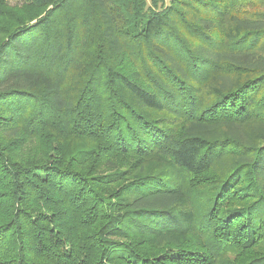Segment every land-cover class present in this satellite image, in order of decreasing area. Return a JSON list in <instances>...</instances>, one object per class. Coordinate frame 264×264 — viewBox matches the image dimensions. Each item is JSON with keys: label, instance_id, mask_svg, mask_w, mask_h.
<instances>
[{"label": "trees", "instance_id": "obj_1", "mask_svg": "<svg viewBox=\"0 0 264 264\" xmlns=\"http://www.w3.org/2000/svg\"><path fill=\"white\" fill-rule=\"evenodd\" d=\"M11 1L0 264H264V0Z\"/></svg>", "mask_w": 264, "mask_h": 264}, {"label": "rangeland", "instance_id": "obj_2", "mask_svg": "<svg viewBox=\"0 0 264 264\" xmlns=\"http://www.w3.org/2000/svg\"><path fill=\"white\" fill-rule=\"evenodd\" d=\"M11 2L17 3L16 0H12ZM245 6H247V5H245ZM248 7H249V9H252V10L258 9V8H256L257 6H248ZM225 256H227V255H225ZM237 257H238L237 254L231 253L230 255L227 256L226 260L229 261L227 263L228 264H237V261H236ZM244 260H245V257L242 256L241 258L238 259V263L243 262Z\"/></svg>", "mask_w": 264, "mask_h": 264}]
</instances>
